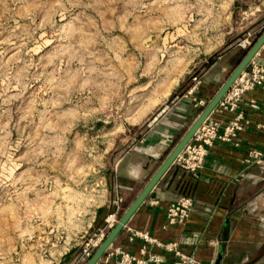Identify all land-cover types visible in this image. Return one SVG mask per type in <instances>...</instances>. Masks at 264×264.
I'll use <instances>...</instances> for the list:
<instances>
[{
  "label": "rangeland",
  "instance_id": "obj_1",
  "mask_svg": "<svg viewBox=\"0 0 264 264\" xmlns=\"http://www.w3.org/2000/svg\"><path fill=\"white\" fill-rule=\"evenodd\" d=\"M259 2L0 0V264L87 260L117 137L251 29Z\"/></svg>",
  "mask_w": 264,
  "mask_h": 264
},
{
  "label": "crops",
  "instance_id": "obj_2",
  "mask_svg": "<svg viewBox=\"0 0 264 264\" xmlns=\"http://www.w3.org/2000/svg\"><path fill=\"white\" fill-rule=\"evenodd\" d=\"M263 2L254 7L258 12L252 18L251 29H244L233 40L232 37L222 39L219 43L223 44L221 52L208 59L199 74L191 75L196 77V82L190 79L187 86L179 85L155 114L154 120L141 128V125L127 128L125 137H117L114 146L121 139L127 140L125 148L116 152L117 175L112 172L116 180L113 187H118L116 190L121 196L120 209L132 201L239 61L237 57L241 48L246 47L238 46L237 40L246 31L252 33V42L258 36L264 26ZM193 83L194 88L189 90ZM167 93L168 90L163 95ZM247 98H253L256 106H248ZM196 99H203L205 103L197 104ZM238 109L243 115L242 129L228 141L214 139L195 176L182 170L173 159L125 225L145 231L161 241H175L181 251L193 252L200 264H213L218 251V264H264V231L260 229V217L255 213H264V90L254 88L248 91ZM208 114L225 121L234 112L215 109ZM250 148L262 151L260 162L244 161ZM180 195L192 197L187 217L182 223L162 227L167 204ZM252 203L255 211L249 208ZM107 211L110 209L103 208L97 218L103 219ZM114 245H120L136 256L141 255L138 248L144 245L146 253L155 252L160 257L158 262L146 264H172L170 252L162 251L137 236L128 239L124 225L109 244ZM104 254L94 264H111L112 258L104 261Z\"/></svg>",
  "mask_w": 264,
  "mask_h": 264
},
{
  "label": "built area",
  "instance_id": "obj_3",
  "mask_svg": "<svg viewBox=\"0 0 264 264\" xmlns=\"http://www.w3.org/2000/svg\"><path fill=\"white\" fill-rule=\"evenodd\" d=\"M251 34L250 31H246L245 34L237 40V45L240 47H247L250 44ZM191 79L194 82L197 81L195 76H192ZM192 88H194V83L190 86L189 90ZM254 88L264 90V44H262L250 57L245 67L235 76L212 109H217L222 112L230 111L234 112V114L225 121L219 120L216 117H211L208 114L175 156L174 161L182 170L195 176L202 167L204 156L212 141L214 139L228 141L236 135L238 130L242 129L243 115L238 107L240 102L244 100L245 94ZM195 103L203 105L205 102L203 99H196ZM247 105L255 107L256 101L253 98H247ZM154 119L155 115L150 121ZM262 156L263 153L261 150L250 148L246 153L244 161L246 163H258L261 161ZM120 202L121 196L115 190L111 197L110 211L104 216L102 228H99L98 233L94 234L95 237L93 239L89 238L87 242H85L81 248L80 255L88 256L91 248L96 246L104 236L103 230L107 227H111L115 223L118 212L120 211ZM191 205L192 197L190 195H180L174 201L169 202L165 208V222L162 227L184 222ZM124 228L128 232V239L137 236L149 244L158 247L162 251L170 252L173 256L172 264H200V261L195 257L193 252L181 251L175 241L158 240L155 237L149 236L145 231L135 229L125 224ZM262 228L264 231V224ZM138 251L141 254L140 256L134 255L120 245L109 246L104 251L103 260L107 261L112 258L111 264H146L149 262L156 263L160 260L157 253H146L144 245H141Z\"/></svg>",
  "mask_w": 264,
  "mask_h": 264
},
{
  "label": "water",
  "instance_id": "obj_4",
  "mask_svg": "<svg viewBox=\"0 0 264 264\" xmlns=\"http://www.w3.org/2000/svg\"><path fill=\"white\" fill-rule=\"evenodd\" d=\"M264 42V28L258 34V36L253 40L250 46L246 49L245 53L239 59V61L235 64V66L230 70L229 74L226 78L221 82V84L217 87V89L213 92L209 100L197 114L195 119L188 126L186 131L180 137V139L175 143L171 151L164 158V160L160 163L155 172L150 176L147 182L142 186L139 192L135 195L132 201L123 209L115 223L109 228L107 233L103 236L101 241L97 244V246L92 251L91 255L87 258V260L83 264H94L96 260L101 256V254L105 251V249L112 242V239L116 235V233L120 230V228L125 224L131 213L134 209L139 205V203L144 199L147 192L154 185L159 176L164 172L167 166L173 161L175 156L182 149L184 144L189 140L194 130L198 127L201 121L208 115V113L213 109L219 98L231 84L232 80L235 76L245 67L246 63L250 59V57L260 48V46ZM220 258V251L217 252L214 263L218 264Z\"/></svg>",
  "mask_w": 264,
  "mask_h": 264
},
{
  "label": "trees",
  "instance_id": "obj_5",
  "mask_svg": "<svg viewBox=\"0 0 264 264\" xmlns=\"http://www.w3.org/2000/svg\"><path fill=\"white\" fill-rule=\"evenodd\" d=\"M264 28V26L262 27V29ZM261 29V30H262ZM245 51H246V48H241V51H240V53H239V55H238V57H237V61L242 57V55L245 53ZM236 61V62H237ZM181 85V84H180ZM173 93V92H172ZM123 211V207L120 209V213L119 214H121V212Z\"/></svg>",
  "mask_w": 264,
  "mask_h": 264
}]
</instances>
